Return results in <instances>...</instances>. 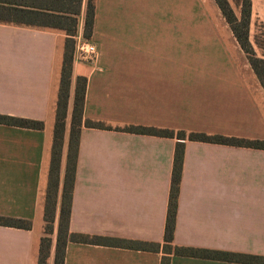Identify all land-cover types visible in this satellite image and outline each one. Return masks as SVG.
<instances>
[{
    "label": "crops",
    "instance_id": "1",
    "mask_svg": "<svg viewBox=\"0 0 264 264\" xmlns=\"http://www.w3.org/2000/svg\"><path fill=\"white\" fill-rule=\"evenodd\" d=\"M95 3L97 56L74 55L47 264L54 263L78 76L86 87L67 229L83 239H66L62 264H161L163 257L167 264H250L163 250L179 140L123 128L264 140V90L254 71L187 65L192 31L191 20L177 17L182 0ZM131 10L138 16L130 18ZM254 19L264 25V0H251L250 27ZM65 37L55 28L0 23V114L43 122L42 129L0 124V216L30 221V229L0 225V264H38ZM183 144L172 245L264 257V149ZM93 236L105 241H88Z\"/></svg>",
    "mask_w": 264,
    "mask_h": 264
},
{
    "label": "trees",
    "instance_id": "2",
    "mask_svg": "<svg viewBox=\"0 0 264 264\" xmlns=\"http://www.w3.org/2000/svg\"><path fill=\"white\" fill-rule=\"evenodd\" d=\"M85 1L83 33L85 38H89L92 33L95 2L96 0H0V23H11L16 25L37 26L46 28H55L62 30L66 37L64 42V52L60 73V82L57 92L55 122L53 130V143L51 150V161L49 170V184L45 200V227L44 236L40 241L38 264H47L51 238L49 234L53 232L54 222V204L57 187L58 170L60 156L63 144V134L65 119L67 116V104L69 89L72 77V65L75 51V36L78 30L79 17L82 4ZM222 16L228 23L232 34L246 58L258 81L264 90V58L255 55L249 41V24L251 15V0H242L240 9V18L235 14L227 0H215ZM86 87V78L78 76L75 82L73 105L71 112L70 134L68 152L66 157V171L63 183V195L58 219L57 237L55 245V255L53 264H62L63 250L62 244L68 239L80 241L83 239L78 234H68L67 223L71 201V187L75 172L76 154L78 148V138L80 125L82 123V110L84 104V93ZM84 123L90 127L103 128L100 121L85 120ZM0 124L8 126H17L30 129H42L43 122L22 117H15L6 114H0ZM124 130L137 133H150L166 137H176L179 141L176 143L173 168L171 174L170 192L168 200L167 216L164 228L163 250L169 253L173 250L178 255L208 257L219 260H235L250 264H264L263 256L230 254L211 250L195 249L191 247H180L172 245L173 232L175 226L176 206L179 193V181L181 176L183 161V140H197L211 143H220L234 146H246L252 148L264 149V140L245 139L221 134H208L205 132L174 131L166 128H153L143 125L124 127ZM0 225L17 228L30 229V221L0 216ZM90 242H104L105 238L93 236L88 240ZM121 245H133L141 249H147V242H131L125 239L117 240ZM158 244L153 245L154 250H158ZM168 259L163 257L161 264H167Z\"/></svg>",
    "mask_w": 264,
    "mask_h": 264
},
{
    "label": "rangeland",
    "instance_id": "3",
    "mask_svg": "<svg viewBox=\"0 0 264 264\" xmlns=\"http://www.w3.org/2000/svg\"><path fill=\"white\" fill-rule=\"evenodd\" d=\"M138 1L139 5H141V0ZM227 1L235 14L240 18L242 0ZM182 6V10L180 9L181 7L177 9V17L179 18L182 15L183 20L185 17L191 20L192 31V58L186 63L187 65L197 67L204 65H227L230 63L238 66L240 70H244L249 65L246 54L235 40L215 0H182ZM130 7H132V4H130ZM132 11H130L129 17H137L138 15L131 13ZM83 20L84 13L82 14V26L80 30H77L76 36L78 34L84 36ZM88 39L95 45L97 44L92 40L91 36ZM249 41L255 55L264 58V25L255 19L251 27L249 26ZM178 64H184V61L181 62V59H178ZM52 234L53 232L49 234L50 238L55 236V234Z\"/></svg>",
    "mask_w": 264,
    "mask_h": 264
},
{
    "label": "built area",
    "instance_id": "4",
    "mask_svg": "<svg viewBox=\"0 0 264 264\" xmlns=\"http://www.w3.org/2000/svg\"><path fill=\"white\" fill-rule=\"evenodd\" d=\"M75 39V56L77 59L86 62L94 61L97 56L96 45L83 35H78Z\"/></svg>",
    "mask_w": 264,
    "mask_h": 264
}]
</instances>
